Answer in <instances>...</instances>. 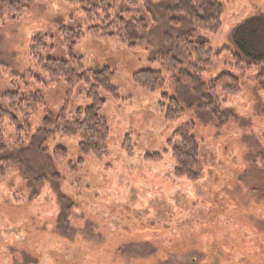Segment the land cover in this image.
Masks as SVG:
<instances>
[{
	"label": "rangeland",
	"instance_id": "1",
	"mask_svg": "<svg viewBox=\"0 0 264 264\" xmlns=\"http://www.w3.org/2000/svg\"><path fill=\"white\" fill-rule=\"evenodd\" d=\"M87 2L100 5V0ZM222 6L218 33L195 29L193 34V40L207 41L218 54L201 80L232 74L239 77L242 92L236 97L219 94L220 105L210 113L199 111L188 89L150 61L155 52L166 51L165 33L175 39L191 28L185 23L172 31L161 23L160 6L150 14L141 6L129 9L122 0L113 13L129 9L131 16L148 22V43L133 50L122 42L93 39L79 8L58 0L34 1L22 17L0 29V95L16 91L26 98L38 92L43 100L28 116L30 136L46 115L62 109L66 96L65 83L49 82L29 58V42L37 34L52 37L48 46L53 49L42 52L43 59L64 60L60 29H79L75 55L82 57L85 68L108 67L118 97L100 94L105 104L97 113L109 131L101 160L80 156L78 138L56 137L47 139L46 148L64 149L68 160L54 165L56 179H48L42 190L29 187L18 169L0 179V264H202L201 242L207 234L221 232L247 241L253 238L249 230L257 227L264 237V196H258L264 187L262 193L257 190L264 185V118L259 115L264 91L251 81L261 64L252 62L247 46L234 40L239 30L241 38L250 40L253 55H264V0ZM172 44L175 55L183 58L175 40ZM234 56L259 65L240 74ZM142 70L161 72L164 92L184 110L177 121L167 123L159 112L161 92L149 93L133 83L132 74ZM89 105L79 86L69 111ZM188 122L199 144L203 176L196 183L176 179L170 152L164 153L172 133ZM3 132L12 146L13 129L5 123ZM152 154L163 157L158 162L146 159ZM237 209L242 214L233 215Z\"/></svg>",
	"mask_w": 264,
	"mask_h": 264
},
{
	"label": "trees",
	"instance_id": "2",
	"mask_svg": "<svg viewBox=\"0 0 264 264\" xmlns=\"http://www.w3.org/2000/svg\"><path fill=\"white\" fill-rule=\"evenodd\" d=\"M34 1L40 0H0V29L22 17ZM58 1L79 8L88 24L86 33L93 39L122 42L132 50L148 43L150 26L146 20L131 16L128 10L141 6L151 14V8L160 6L159 9L156 7V11L159 12L161 23L169 26L172 31L183 27L185 23L191 28L189 32L178 33L175 39L171 33H165L162 45L167 48L166 51L155 52L150 61L165 67L174 76L173 79L179 87H186L195 99L198 110L203 113L212 112L215 104L219 107V94L225 97L241 94L239 77L232 74L222 73L207 83L202 82V75L213 66L218 54H213L207 41L193 40L195 29L218 33L222 28V3L231 4L234 0H160L155 4L153 0H125L129 8L127 12H119L114 16L113 13L122 0H113V3L111 0H100L98 7L92 6L88 0ZM80 32L79 29L61 27V44L66 56L64 60L42 58V52L53 49L48 46L52 41L50 35L42 33L31 38L28 48L31 62L49 82L65 83V102L56 115H46L42 127L30 136L32 128L28 116L35 107L42 105L40 93H30L26 98H22L16 91H7L0 95V179H6L13 170L18 169L29 187L35 192L42 190L48 179H56V175H53L54 165L63 164L68 160V153L64 149L56 147L49 151L46 148L47 139L56 137L78 138L77 149L82 157L93 156L98 160L104 157L109 131L105 119L99 117L97 112L105 104L101 93L118 99L117 90L112 85L114 74L108 67L98 70L85 68L82 57L74 53L75 46L82 36ZM236 32L239 36L235 33L234 40L239 42L242 48L247 46V57L252 62L260 61L261 66L251 81L255 82L257 91H264V55H253L256 51H252L250 40L241 38L239 30ZM174 40L183 58L175 55L172 44ZM234 58L235 70L240 74H246L252 67L259 65L243 62L239 56ZM132 81L149 93L161 92L158 110L165 122H175L182 116L184 110L180 103L164 92L165 83L161 72H134ZM79 86L84 87L85 98L90 105L71 114L69 108L72 107L74 91ZM259 115L264 118V101ZM5 123L14 131L12 146L4 139ZM193 129L192 122L176 129L167 140L164 151L166 154L170 152L173 160V176L189 183H196L203 176L199 161V144L192 135ZM128 140L127 136V143ZM162 157L160 154L146 155V159L152 162L161 161ZM79 162L82 163V160ZM263 187V184L258 186V193H262ZM258 196H264V192ZM238 214H242L239 209L233 212V215ZM249 233L253 234V238H248L247 241H237L221 232L205 235L200 249L202 264H264V237L257 227H252ZM181 241L183 240L177 243ZM192 250V247L188 249Z\"/></svg>",
	"mask_w": 264,
	"mask_h": 264
}]
</instances>
